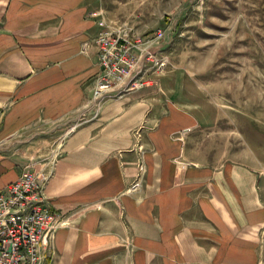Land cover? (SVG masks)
<instances>
[{
	"label": "crops",
	"instance_id": "1",
	"mask_svg": "<svg viewBox=\"0 0 264 264\" xmlns=\"http://www.w3.org/2000/svg\"><path fill=\"white\" fill-rule=\"evenodd\" d=\"M95 3L0 0V188L36 161L62 219L44 263L264 264L254 149L226 157L213 138L195 146L206 119L170 94L108 92L92 103L97 52L83 43L100 30ZM82 106L88 115L51 153L17 145L19 132Z\"/></svg>",
	"mask_w": 264,
	"mask_h": 264
},
{
	"label": "rangeland",
	"instance_id": "2",
	"mask_svg": "<svg viewBox=\"0 0 264 264\" xmlns=\"http://www.w3.org/2000/svg\"><path fill=\"white\" fill-rule=\"evenodd\" d=\"M92 10L100 29L104 20L141 50L134 51L126 76L109 79L98 73V50L90 43L97 57L89 94L104 82L109 88L103 94L144 89L161 100L170 94L206 119L195 146L213 138L226 157L251 147L256 165L264 167V0H96ZM87 115L82 106L62 119L38 122L15 135L17 145H43L38 150L49 154L72 122Z\"/></svg>",
	"mask_w": 264,
	"mask_h": 264
},
{
	"label": "built area",
	"instance_id": "3",
	"mask_svg": "<svg viewBox=\"0 0 264 264\" xmlns=\"http://www.w3.org/2000/svg\"><path fill=\"white\" fill-rule=\"evenodd\" d=\"M99 24L103 27L83 44L84 47L92 42L96 45L98 73L104 74L102 77L126 76L134 65V51L141 50L139 43L104 20ZM156 34L159 38L161 32ZM108 88L109 83H99L91 96L92 103H98ZM74 126L75 123L69 129ZM142 167L140 163L139 169ZM44 179L31 165L22 175L0 188V264H45L49 239L62 219L50 209L43 190ZM138 184L140 177L132 187Z\"/></svg>",
	"mask_w": 264,
	"mask_h": 264
}]
</instances>
